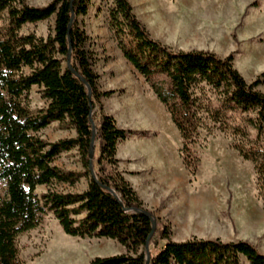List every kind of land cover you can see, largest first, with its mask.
I'll use <instances>...</instances> for the list:
<instances>
[{"label":"trees","instance_id":"obj_1","mask_svg":"<svg viewBox=\"0 0 264 264\" xmlns=\"http://www.w3.org/2000/svg\"><path fill=\"white\" fill-rule=\"evenodd\" d=\"M71 1L53 0L35 8L25 0H0V264H23L17 238L40 226L48 213L68 236L111 239L126 249V254L98 257L89 264H146L145 245L152 221L135 211L144 210V204L118 171V147L133 133L120 128L111 116H102L98 124L97 180L90 172V116L97 119L101 99L114 91H99V76L87 50L89 37L79 23L88 14L91 0H75L76 19L69 35ZM51 18H55L54 34L47 39L21 35L25 25ZM108 25L125 60L170 114L182 139L181 155L188 174L195 177L199 171L196 149L202 115L207 114L221 132L231 131L233 148L254 165L259 196L264 200V93L258 90L264 85V72L249 84L234 67L232 55L223 59L209 51H173L152 39L129 0H115ZM70 47L73 69L91 87V103L86 86L68 67ZM33 86L41 88L48 101L46 108L36 112L24 100ZM207 91L216 93L218 106ZM233 113L254 118L245 120L244 126H232L229 114ZM53 122L74 129L76 138L56 143L43 140L39 133ZM248 127L257 132L254 140ZM74 148L86 169L81 176L53 165L57 156ZM82 176L89 178L82 193L50 189L38 196L36 192L40 186L57 183L73 186ZM157 222L151 264H242V258L250 264H264V254L246 241L194 237L175 242L169 227ZM160 241L165 245L159 249Z\"/></svg>","mask_w":264,"mask_h":264},{"label":"rangeland","instance_id":"obj_2","mask_svg":"<svg viewBox=\"0 0 264 264\" xmlns=\"http://www.w3.org/2000/svg\"><path fill=\"white\" fill-rule=\"evenodd\" d=\"M25 1L31 7L43 8L53 0ZM129 2L152 39L173 51H209L223 59L232 55L234 67L249 84L264 72V0ZM114 3L115 0H91L88 14L79 18L81 27L89 37L87 50L93 71L99 76V91H114L110 97L101 99V108L96 111L97 119L94 121L96 128L102 116H111L120 128L133 133L121 148L132 146V140L145 137L151 139V148L168 149L169 153L164 157L169 166H174L175 181L188 182L190 194L200 190L207 196V225L200 228V236L192 235L188 240L197 237L205 240L221 239L223 242L246 241L264 254V200L259 196L254 165L245 161L233 148L235 137L231 131L221 132L210 117L203 114L201 141L196 149L200 158L199 171L195 177L188 174L183 167L182 139L170 114L144 78L125 60L109 29V10ZM54 27L55 18H51L25 25L21 35L33 34L47 39L54 34ZM24 72L29 73V70L24 69ZM258 90L264 93V85ZM207 96L215 107L219 105L215 92L207 91ZM24 100L33 112L48 105L38 86H33ZM229 118L232 126H244L245 120L254 118V115L233 113L229 114ZM148 122H151L152 128L146 131L144 126ZM248 132L250 139L254 140L256 130L248 127ZM39 136L47 142L56 143L76 138L77 134L74 129L53 122ZM99 154L97 140L94 162ZM53 165L63 172L80 176L86 172L77 148L62 152L55 158ZM181 166L183 170L179 173ZM118 171L124 174L119 165ZM88 184L89 178L82 176L73 186L57 183L50 187L40 186L36 192L38 196L50 189L82 193ZM144 210L153 214L157 221L159 219L162 226L169 227L163 222L165 219L156 216L158 211L149 210L145 204ZM158 226L157 222V229ZM171 237L176 240L186 236L171 231ZM164 245L165 242L160 241L158 248ZM17 247L23 264H89L98 257L126 254V249L115 240L66 235L52 213L44 217L40 226L21 234L17 238ZM155 251L156 248L151 244L150 252ZM242 264L250 263L242 258Z\"/></svg>","mask_w":264,"mask_h":264},{"label":"crops","instance_id":"obj_3","mask_svg":"<svg viewBox=\"0 0 264 264\" xmlns=\"http://www.w3.org/2000/svg\"><path fill=\"white\" fill-rule=\"evenodd\" d=\"M151 122L144 126L146 131L152 128ZM149 141L151 139L141 137L132 140V146L121 148L126 141L119 145L118 165L124 172V178L149 210L158 211L156 216L165 219L163 222L171 228L172 233L186 236L172 240L185 242L192 235L200 236V228L207 225V196L200 190L190 194L188 182L175 181L174 166H169L164 157L169 153L168 149L151 148L149 145L152 141ZM183 167L178 169L179 173Z\"/></svg>","mask_w":264,"mask_h":264},{"label":"water","instance_id":"obj_4","mask_svg":"<svg viewBox=\"0 0 264 264\" xmlns=\"http://www.w3.org/2000/svg\"><path fill=\"white\" fill-rule=\"evenodd\" d=\"M74 2L75 0H72L70 3V10H71V23L69 25V35H70V30L72 28V25L76 19V15H75V11H74ZM68 67L70 69V71L77 76L86 86L87 90H88V99L90 101V103L92 102V90L91 87L88 85L87 81L78 73L76 72L73 67H72V48L70 47V51H69V55H68ZM90 122L92 125V132H93V136H92V140H91V146H90V157H89V161H90V172L92 177L97 180L96 174H95V170H94V157H95V149H96V141H97V128L96 125L92 119V115L90 116ZM109 191L111 193H113L117 198L118 196L116 195V193L114 192L113 189H109ZM136 212L142 213L145 216L149 217L152 221V231L151 234L148 237V240L146 242L145 245V252H146V264H151V252H150V245H151V241L154 237V235L156 234V230H157V220L154 218V216H152V214L146 210H135Z\"/></svg>","mask_w":264,"mask_h":264}]
</instances>
